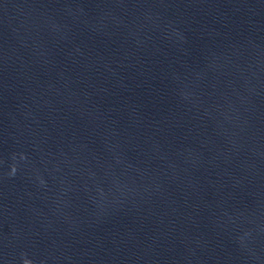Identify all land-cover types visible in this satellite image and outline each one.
<instances>
[{"label": "water", "instance_id": "obj_1", "mask_svg": "<svg viewBox=\"0 0 264 264\" xmlns=\"http://www.w3.org/2000/svg\"><path fill=\"white\" fill-rule=\"evenodd\" d=\"M0 264H264V0H0Z\"/></svg>", "mask_w": 264, "mask_h": 264}]
</instances>
